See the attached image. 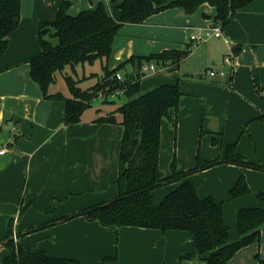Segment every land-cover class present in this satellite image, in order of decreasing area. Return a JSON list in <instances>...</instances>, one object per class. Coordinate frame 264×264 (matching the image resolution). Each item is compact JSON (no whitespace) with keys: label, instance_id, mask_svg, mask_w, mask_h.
<instances>
[{"label":"crops","instance_id":"1","mask_svg":"<svg viewBox=\"0 0 264 264\" xmlns=\"http://www.w3.org/2000/svg\"><path fill=\"white\" fill-rule=\"evenodd\" d=\"M63 1L22 0L20 26L8 37L9 48L0 58V151L6 150L0 153V241L12 225L15 235L36 229L17 239L24 248L44 250L81 264H206L186 231L163 234L158 229L133 226L117 229L84 216L61 220L117 196L115 182L124 135L122 125L95 122L96 112L85 113L80 123L67 124L64 102L45 99L31 78L27 61L41 53L38 25L53 21ZM66 1L70 2L71 15L92 9L99 2L105 3L114 17L120 15L118 4L110 0ZM216 15V8L204 3L192 14L175 7L143 23L126 24L116 36L106 64L113 70L132 56L186 50L191 30L209 27ZM223 33L229 43L211 38L168 69L180 71L168 84L179 83L184 95L178 114L172 111L162 122L160 155L167 131L177 129L178 141L182 142L177 153L181 171L196 165V141L201 136V153L206 160L218 159L229 144L237 143L239 153L264 165V118L260 119L264 115V91L259 93L255 86L257 81L264 90V0L239 9ZM236 46L240 51L234 54L232 76L207 74L210 68L228 69L223 60ZM101 63L104 68L105 63ZM182 67L186 72H181ZM134 70L132 64H127L120 73L126 79ZM160 169L166 175L170 173V166L166 169L160 165ZM241 175L252 192L224 206L231 240L239 238L237 213L241 208H264V201L256 195L264 192V172L219 163L189 177L201 197L212 196L219 201L226 199ZM208 178L209 184L215 183L216 187L201 194ZM175 186L155 190V202L159 203ZM48 222L53 223L39 228ZM261 233L260 242L239 250L229 264H260L255 255L264 260V224ZM8 253L0 245V264ZM188 254L193 257L186 258ZM115 255L117 260L103 262L106 256Z\"/></svg>","mask_w":264,"mask_h":264},{"label":"trees","instance_id":"2","mask_svg":"<svg viewBox=\"0 0 264 264\" xmlns=\"http://www.w3.org/2000/svg\"><path fill=\"white\" fill-rule=\"evenodd\" d=\"M255 0H110L117 3L119 17H114L103 2L77 15L69 13L70 2L64 0L53 21H42L38 25V43L41 53L30 58L31 78L39 85L43 97L65 104L67 124L80 123L84 114L95 108L98 117L95 122L119 124L124 127V135L119 157V172L116 179L118 194L109 201L86 207L61 220L68 221L76 216H84L89 221H98L105 227L120 228L133 226L158 229L163 234L171 230L189 233L196 251L206 264H229L231 258L242 248L261 241V226L264 224V208L253 206L241 208L237 213L239 238L230 239V227L224 219L223 202L212 196L201 197L190 176L219 163H229L264 171V165L252 162L237 151V143L229 144L226 154L218 159L206 160L198 152L197 163L187 170H179L176 159L170 164L166 175L159 165L162 122L178 114L184 93L180 84H163L148 91L141 90L142 66L151 61L168 60L178 64L186 58L191 44L186 50H164L150 56H132L113 70L107 66L112 54L116 36L126 24H140L148 17L169 8L180 7L192 14L208 3L214 6L217 15L214 23L224 28L239 9L247 7ZM22 0H0V58L9 48V39L21 22ZM240 47H233L238 54ZM101 60L104 75L96 84L82 88V79L74 75L85 64ZM127 64L135 68L125 81L120 82L114 75ZM1 72V71H0ZM60 75L66 85L60 87ZM232 79V77L230 78ZM256 89L263 94L259 82ZM123 88L125 92L118 98L99 99L101 91L111 93ZM126 96L128 100L117 104L116 100ZM100 103L95 105V101ZM264 118V115L260 119ZM176 184L159 202H155V190ZM251 192L244 176L239 177L231 188L232 198ZM264 201V192L257 193ZM13 222V221H12ZM11 222V223H12ZM53 222L42 224L45 228ZM32 228L24 235L35 231ZM23 234L15 235L12 225L0 245L9 253L3 264H81L75 259L56 257L46 251H32L17 241ZM188 254L186 258H192ZM260 264L264 260L256 255ZM117 260L106 256L103 262Z\"/></svg>","mask_w":264,"mask_h":264},{"label":"rangeland","instance_id":"3","mask_svg":"<svg viewBox=\"0 0 264 264\" xmlns=\"http://www.w3.org/2000/svg\"><path fill=\"white\" fill-rule=\"evenodd\" d=\"M197 46H199V45H194L193 50H196L197 48H199ZM204 70L205 69H203V73H204ZM178 72H180V71L177 70V71H173V72H168V70H163L160 72L152 73L150 75H146L141 80L142 81L141 87L144 89L150 90V88H155V87H158V86L163 85V84H168V81L170 80V78L176 76ZM181 72H186L184 70V67H182ZM104 73H105V70L102 66L101 60H98L94 64H85L84 66H80L77 69V73L74 76L77 77L78 79H82V81L80 82L79 85L85 89V88H88V87L96 84L98 82V80L104 75ZM195 73L197 74V72H195ZM60 80H61L60 87L63 88L65 91H67L65 82H64L63 77L61 75H60ZM146 91H148V90H146ZM127 100H128V98L126 96H122L121 98L117 99L116 102H117V104H120V103L126 102ZM98 103H100L99 100H96L95 105H97ZM93 113H95V108L90 109L89 111L86 112V114H93ZM202 139H203V136H201L200 139H198V141H196V143L198 142V148L196 150L200 153L202 151ZM212 144H214V145L216 144V141L214 139L212 140ZM181 147H182V142L178 141L177 129H175V131L174 130L167 131L165 138H164V145L162 147L163 150H162L161 155H160V165L162 168L169 169L171 161L174 158L176 159V161L178 163L177 153H178V148H181ZM226 151H227V149H226ZM225 154H226V152L223 154V156ZM201 155H202V153H201ZM231 165L241 167L240 165H235V164H231ZM242 167H244V166H242ZM255 170H257V169H255ZM258 171H262V170H258ZM262 172H264V171H262ZM241 176H244V175H241ZM238 179H239V177L237 178V180ZM245 179H246V177H245ZM237 180L235 181V183L237 182ZM246 181H247V179H246ZM209 182H210V178H208V182L206 183L205 189H203L201 191V194H204L206 192V190H207V192H211V189H208L209 187H213V188L216 187V185H214L215 183L210 185ZM230 190L231 189L228 190V195L226 197V199L228 198L227 200L226 199H223V200L219 199L220 202H223V206H225V204L226 205L229 204L228 202H232V201L238 199V198H232L231 197ZM161 191L162 190H159L158 193H160ZM251 192H252V190H251ZM248 195H249V193H248ZM157 197H158V194H157ZM236 233L238 234V232H236ZM238 236H239V234H238ZM250 245H252V244H250ZM255 257H256V255H255Z\"/></svg>","mask_w":264,"mask_h":264},{"label":"built area","instance_id":"4","mask_svg":"<svg viewBox=\"0 0 264 264\" xmlns=\"http://www.w3.org/2000/svg\"><path fill=\"white\" fill-rule=\"evenodd\" d=\"M211 38H223L225 40L226 43H229L228 39L225 37L224 33H223V28L221 25H217L215 23H212L209 27L206 28H202V29H193L191 30L190 36H189V41L191 44V49L193 48L194 45H202L204 43H206L208 40H210ZM234 53L232 52L231 54L227 55L224 60H223V64L224 66H227L228 69H221V70H217L214 68H210L207 71V74H209L211 77H226V76H232L233 72H234V68H235V61H234ZM173 65L175 64H171L170 61L165 60V61H161V62H157V61H151L149 63H145L142 66V69L140 71V73L143 75H150L152 73H156V72H160L163 70H168L169 68H171ZM114 77L119 80L120 82L125 81L123 75L120 73V71H118ZM125 92V89L123 88H119L116 89L114 91H112L111 93H106L101 91L99 93V99L101 100H105L107 97L109 98H118L121 95H123V93ZM6 152L5 149L1 150L0 153L4 154Z\"/></svg>","mask_w":264,"mask_h":264}]
</instances>
